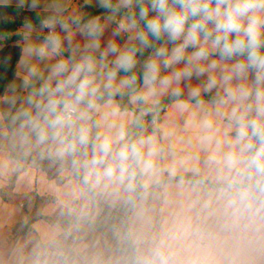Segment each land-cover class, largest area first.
<instances>
[{"label":"clouds","instance_id":"9594fccd","mask_svg":"<svg viewBox=\"0 0 264 264\" xmlns=\"http://www.w3.org/2000/svg\"><path fill=\"white\" fill-rule=\"evenodd\" d=\"M95 4L0 0L35 17L0 61V181L55 175L0 264H264V0Z\"/></svg>","mask_w":264,"mask_h":264},{"label":"crops","instance_id":"0c3cea01","mask_svg":"<svg viewBox=\"0 0 264 264\" xmlns=\"http://www.w3.org/2000/svg\"><path fill=\"white\" fill-rule=\"evenodd\" d=\"M64 2L69 6L70 11H75L77 14L84 13L85 7H82L84 0H64ZM49 3L51 0H43L45 6ZM92 7L99 9L95 0L92 2ZM40 11L42 15L47 14L44 8ZM27 30L28 25L19 29L17 34ZM38 34H40L39 25L32 31L33 37ZM54 180L55 178L48 177L45 171L34 170L30 178L19 183L15 177L7 182L0 181V238L16 236L14 227L25 219L36 227H44L45 217L41 214L48 208L51 201Z\"/></svg>","mask_w":264,"mask_h":264},{"label":"trees","instance_id":"16d2710c","mask_svg":"<svg viewBox=\"0 0 264 264\" xmlns=\"http://www.w3.org/2000/svg\"><path fill=\"white\" fill-rule=\"evenodd\" d=\"M11 11V9H9ZM103 11L101 9H95L92 6L91 7H85L84 13L85 15H91L93 12H100ZM35 17L34 14L26 13L25 15L21 16H9L8 20H10L9 23L0 20V40L2 41V47L0 48V61L4 59V57L11 55L12 57V63L16 64L18 59V50H17V40L19 38V35L17 34V31L21 29L22 27L28 25L32 21H34ZM38 23L35 25L37 26ZM147 54V53H146ZM2 71V69H0ZM9 77L11 76V73L8 74ZM2 81H0V92L3 91L2 88ZM48 177L55 178V175L52 171H45ZM19 225H16L14 227V233L15 235L18 234ZM22 235V233H20Z\"/></svg>","mask_w":264,"mask_h":264},{"label":"rangeland","instance_id":"374dc122","mask_svg":"<svg viewBox=\"0 0 264 264\" xmlns=\"http://www.w3.org/2000/svg\"><path fill=\"white\" fill-rule=\"evenodd\" d=\"M1 42V41H0Z\"/></svg>","mask_w":264,"mask_h":264}]
</instances>
